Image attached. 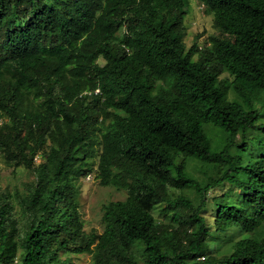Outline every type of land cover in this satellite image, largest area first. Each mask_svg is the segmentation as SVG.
I'll list each match as a JSON object with an SVG mask.
<instances>
[{
	"label": "trees",
	"instance_id": "16d2710c",
	"mask_svg": "<svg viewBox=\"0 0 264 264\" xmlns=\"http://www.w3.org/2000/svg\"><path fill=\"white\" fill-rule=\"evenodd\" d=\"M197 1L202 47L188 0H0V157L29 175L0 181V264H264V0ZM92 173L122 194L101 232Z\"/></svg>",
	"mask_w": 264,
	"mask_h": 264
},
{
	"label": "rangeland",
	"instance_id": "374dc122",
	"mask_svg": "<svg viewBox=\"0 0 264 264\" xmlns=\"http://www.w3.org/2000/svg\"><path fill=\"white\" fill-rule=\"evenodd\" d=\"M188 12L185 15L186 31L183 36L187 46H190L196 38L199 47H202L210 37H220L218 30L212 23L211 16L203 9V6L197 0H188ZM195 59V56L193 57ZM229 98H233V93L229 92ZM263 111L261 116L264 119V107L258 104ZM207 136L212 141V147L215 148V141L219 138L220 129L210 123L204 125ZM26 168L18 166L13 168L4 163L0 157V181L3 185L14 186L21 184L28 178ZM80 212L84 220L86 229L95 228L101 232L103 229V220L101 217V205L109 199L121 198L122 194L110 187L99 185L94 174L86 175L80 180ZM239 237L236 229H230L224 232H212L210 238L213 247L217 250H224L228 243ZM72 264H92L90 254L82 253L72 256Z\"/></svg>",
	"mask_w": 264,
	"mask_h": 264
}]
</instances>
